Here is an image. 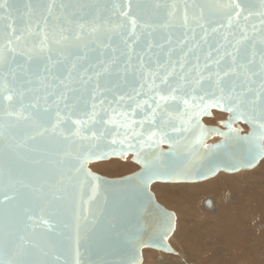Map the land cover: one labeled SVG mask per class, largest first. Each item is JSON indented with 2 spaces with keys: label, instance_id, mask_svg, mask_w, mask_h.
<instances>
[{
  "label": "water",
  "instance_id": "water-1",
  "mask_svg": "<svg viewBox=\"0 0 264 264\" xmlns=\"http://www.w3.org/2000/svg\"><path fill=\"white\" fill-rule=\"evenodd\" d=\"M234 47L237 63H253L222 81L242 93L241 102L217 106L209 73L231 65L226 53ZM262 53L264 0H7L0 8V264H142L145 249L173 253L177 216L151 186L197 183L260 163ZM113 58L99 91L95 77L80 81L85 68L94 75ZM149 72L158 85L171 72L168 84L181 97L158 110L154 123L144 119L155 106L150 97L170 89H150ZM52 93L67 95L68 107L52 104ZM214 110L228 115L220 127L204 123ZM57 111L71 119L53 132ZM93 111L95 120L74 123ZM121 112L136 123L125 127ZM129 155L140 168L128 176L89 169Z\"/></svg>",
  "mask_w": 264,
  "mask_h": 264
},
{
  "label": "bare ground",
  "instance_id": "bare-ground-1",
  "mask_svg": "<svg viewBox=\"0 0 264 264\" xmlns=\"http://www.w3.org/2000/svg\"><path fill=\"white\" fill-rule=\"evenodd\" d=\"M213 113L217 112L213 111L211 117H213ZM220 116L217 114L215 120H218ZM243 130H247V128ZM248 131H244V133ZM128 161L133 162L131 155L125 159L101 160L90 165L95 164L94 169L108 172L115 168L128 167L130 165ZM157 184L176 185L175 187L184 202L189 205L190 213L183 214L185 223L195 226L193 231L196 230L201 235L208 236L205 239V244L203 238L197 239L196 236L194 241L182 239V249H186L185 254L176 252V249L173 248V253H167L178 256L176 259L174 256L166 255L165 252L145 249L143 250V261L149 264H158L153 255L157 256L159 253L158 256L164 258L159 261L160 264H185L186 259L192 264H264V230L261 229L264 228V158L252 170L234 174L219 172L213 178L197 183L162 184L158 182ZM176 188L174 189L176 190ZM199 197L202 199L197 208L196 203H198ZM240 212L241 217L238 218ZM196 214L199 215L198 218H195ZM188 218H191V222L187 221ZM182 230V234L181 232L176 233L177 237L182 238L186 233L193 232L185 226Z\"/></svg>",
  "mask_w": 264,
  "mask_h": 264
},
{
  "label": "snow or ice",
  "instance_id": "snow-or-ice-1",
  "mask_svg": "<svg viewBox=\"0 0 264 264\" xmlns=\"http://www.w3.org/2000/svg\"><path fill=\"white\" fill-rule=\"evenodd\" d=\"M6 2H7V0H0V8L6 7ZM234 8L235 9H240V4L239 3H235L234 4ZM240 10L242 11V9H240ZM123 15H127V12L123 13ZM235 15H236V17H239L240 12L236 11ZM187 19H188L187 15H185V17H184L185 24H187ZM131 23H132V33H130V35L135 33L136 21L132 20ZM231 23H232V20L230 19L229 20V26L231 25ZM199 26L203 27V24H200ZM145 27H147V26H145ZM215 30L216 29H213V31H215ZM136 39H139V37L137 36ZM134 42L135 41H133V43ZM169 43H170V41H169ZM237 43H239V41ZM129 47H131V46H129ZM159 47L163 48V45H159ZM148 48H149V50H151V48H152L151 43L149 44ZM238 52H239V49L234 47L232 52L226 53V55L231 57V65L226 70L221 71L219 69V67H217L215 72H210L209 73L210 77L211 76L215 77V85L219 89V93H220L219 97H217V99L215 101L217 106H221V102L222 101H235L237 103L241 102L240 97L242 96V93L237 94L236 93V88L234 86H229L227 88V90H226L225 86L222 84V81L224 80L225 77L239 75L238 69L242 70L244 73H247L249 71V65L252 64L253 61H251V60L248 61V64L237 63V54H238ZM170 53H171V49H169V53H168L169 57H170ZM78 59H80V58L78 57ZM130 59H131V57L129 56V60ZM222 59H223V56H221L220 59H217L213 63H215L217 66H219V64H220ZM115 63H116V58H113L107 64H105L104 61H100V65H102V67H100L99 71L94 72V75H88V69L85 68L83 75L80 76V81L82 83H88L89 81H93L94 77H95V79H96V89H97V91H99V89H100V84L98 82L99 77L103 73L108 72L110 67H111V65L115 64ZM75 67L76 66L74 64L73 68H75ZM89 67H93V66L89 65ZM180 67L183 68V64H181ZM204 67L207 68L208 65L206 64ZM48 71H51V70L49 69ZM173 71H175V68H173ZM260 72H261V74H264V53L261 54ZM171 74L172 73L170 72L167 75L161 76L160 77V84L158 85V84H156L157 73H151V72L148 73V75L151 77V84L149 85L150 89L151 88L159 89L160 85H168V88L170 89V91L167 94H161L159 91H157L153 97H150V99H152L154 101L155 106L153 107L152 105H149V107L151 108V112L145 115V118H144L145 120H150V121H152L154 123L155 122V118L158 115V110H164V105H166L169 101H176L178 99H181V97H178L176 95L177 88L176 87H172L171 85L168 84V76L171 75ZM254 74L255 73H253V75ZM68 75H69V78H70L71 75H72L71 71H69ZM85 77H86V79H85ZM203 78L204 77H201V79H203ZM181 79L183 80V77H181ZM61 83H63V81H61ZM195 83L198 85L199 84V80H197ZM261 88L264 89V82H262ZM68 90L72 91V89H68ZM247 90L250 91L251 89L249 88ZM51 95L54 96V99L52 100V104L56 105L57 108H59L60 103H64V106L66 108L68 107V104H67L68 97H67V95H65L64 93H60L59 95H56L55 93H52ZM8 99H11V97H8ZM183 102H184L185 105L188 104L187 100H184ZM45 103H47V97H45ZM142 104H148V100H144L141 103H138L137 107H141ZM93 107L95 108V105H93ZM119 115L121 117H123L124 120H126L128 122L127 124L124 125L125 127H128L131 124L136 123V121L131 120L129 118V113H127V112H121V113H119ZM95 116H96V113H95V111H93L90 114L89 119L87 121H79L78 120V121H75L74 123L77 124V125L87 124V123L95 120ZM56 117H57L56 123L52 126V131L53 132H56L59 129L60 124L65 119H71L70 116H61L59 111L56 112ZM143 122L144 121L140 122L141 125L143 124ZM44 131H47V129H45ZM40 134H43V133H40ZM74 135L80 137L81 139H88V137L81 136V133H80L79 129H77V131L74 133ZM94 135L95 134L93 133V136ZM156 135H157L156 132L152 133V136H156ZM162 136H163V133H161V138H162ZM257 147H258L257 154L264 155V146H259L258 145ZM146 167H147V165H146ZM148 178L151 179L152 177L149 176ZM45 223H47V221H45Z\"/></svg>",
  "mask_w": 264,
  "mask_h": 264
},
{
  "label": "rangeland",
  "instance_id": "rangeland-1",
  "mask_svg": "<svg viewBox=\"0 0 264 264\" xmlns=\"http://www.w3.org/2000/svg\"><path fill=\"white\" fill-rule=\"evenodd\" d=\"M215 111V110H214ZM215 112H217V113H213V117H211V118H206L205 119V124H207V125H210V126H215V125H217V126H219V125H221V123L223 122V121H225L226 120V117L228 116L226 113H220V112H218V111H215ZM217 114H220L221 116H220V118L218 119V120H215L216 118V115ZM223 115V116H222ZM214 118V119H213ZM222 118V119H221ZM207 120V121H206ZM211 121H213L212 123H211ZM219 122V123H218ZM241 126V128H242V131L244 132H246L247 130H249V128L245 125V124H241L240 125ZM243 126H245L244 128H243ZM220 127V126H219ZM247 128V130H243V129H246ZM219 139H215L214 141H218ZM214 141H213V143H214ZM112 161V160H111ZM111 161H108V162H110L111 164H113V162H111ZM128 162H130V161H128ZM95 165V164H94ZM94 165H89V169L92 171V172H94V173H96V174H99V175H102V176H105V177H108V178H121V177H125V176H128V175H130V174H133V173H135L136 171H138L139 170V166L137 165L136 166V163H133V162H130V165H128V167L126 166V167H124V168H122V167H120V168H115V169H113L112 171L110 170V171H108V172H102V171H100V170H97V169H94ZM133 166V167H132ZM132 167V168H131ZM135 167V168H134ZM163 184V183H162ZM167 186V188L165 189V187ZM176 185H170V184H167V185H164V186H162L161 184H157V183H155V184H153L152 186H151V191H152V193L155 195V197H156V200H157V202L159 203V204H161L162 206H164L166 209H168V210H170V211H172L173 213H175V215L177 216V218H176V226H175V230H174V232H173V234L171 235V237L169 238V240H168V243H169V245L171 246V248H173L176 252H179V253H181V254H185V250L186 249H182L183 247H182V245H183V243H181L182 242V239L184 240V241H194V237L196 236L197 237V239H202L203 238V240H204V244H205V242H206V238H207V236L208 235H206V236H204L203 234L201 235L199 232H196V230L195 231H193V229L195 228V226H192V225H190V223L189 224H187V223H185V221H184V215L183 214H185V215H187L188 213H190L189 212V205H188V203H185L184 202V199L182 198V196L179 194V192H178V190H177V188L175 187ZM169 188H170V190H169ZM174 188H176V190L174 189ZM173 189V190H172ZM167 190V192H165ZM172 193V194H171ZM174 193V194H173ZM202 198L201 197H199V200H197L198 201V203H196V206H197V208L199 207V204H200V200H201ZM238 203V202H237ZM263 203H264V199H263ZM170 204V205H169ZM173 205V206H172ZM176 206H178V209H176ZM215 213V212H214ZM199 214H200V212H199ZM197 215V216H196ZM195 215V218H198L199 217V215L198 214H196ZM239 217H241V212L240 213H238V218ZM187 221L188 222H191V218H188L187 219ZM186 227V228H189V229H191L193 232H191V233H186L185 235H184V237H182V238H180V236H178L177 237V232H181V234L183 233V230H182V228L183 227ZM196 229H198V227L196 226ZM262 230H264V228L262 227L261 228ZM175 237V238H174ZM212 241V240H211ZM199 242V241H198ZM178 244V245H177ZM176 245V246H175ZM175 246V247H174ZM180 247V248H179ZM180 250V251H179ZM166 255H169V256H174V255H172V254H167V253H165ZM159 255V253H157V256H155V255H153V258H155L154 260H156L157 262H158V264H160V262L159 261H162V259H164V258H162V256H158ZM178 256H174V258L176 259ZM144 262V264H149V263H147V262H145V261H143ZM185 264H192L191 262L189 263V261H188V259H186L185 260Z\"/></svg>",
  "mask_w": 264,
  "mask_h": 264
}]
</instances>
